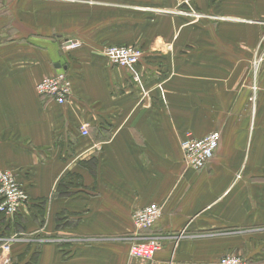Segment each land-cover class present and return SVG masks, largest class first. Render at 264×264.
Listing matches in <instances>:
<instances>
[{
  "label": "crops",
  "instance_id": "0c3cea01",
  "mask_svg": "<svg viewBox=\"0 0 264 264\" xmlns=\"http://www.w3.org/2000/svg\"><path fill=\"white\" fill-rule=\"evenodd\" d=\"M111 44L140 47L138 65H111ZM262 46L264 0H0V170L28 194L0 213V260L264 264ZM60 62L64 104L35 92ZM214 129V156L190 169L181 138ZM151 202L158 219L134 235L132 211ZM133 236L160 248L131 258Z\"/></svg>",
  "mask_w": 264,
  "mask_h": 264
},
{
  "label": "built area",
  "instance_id": "2783aa9c",
  "mask_svg": "<svg viewBox=\"0 0 264 264\" xmlns=\"http://www.w3.org/2000/svg\"><path fill=\"white\" fill-rule=\"evenodd\" d=\"M196 16V14H194ZM102 54L111 65L128 67L131 70L138 65L142 53L132 46H105L101 49ZM53 74L44 76L37 84V93L46 96L56 103L62 104L71 95L72 82L70 69L66 62L58 63ZM251 70L254 75L264 65V46L256 48L252 53ZM135 82H139L138 76H133ZM255 88V87H253ZM85 125L81 126V133L87 134ZM220 132L212 130L206 135L196 137L186 132L180 140V148L183 160L187 167L193 170L202 169L214 156L219 145ZM28 194L25 188L18 182L15 174L10 170H0V213L6 216H15L19 209L27 202ZM161 208L157 203L151 202L135 208L131 219L133 233L137 235L143 229L151 227L158 219ZM129 256L131 258L147 260L158 250V242L152 239L131 238ZM220 264H244L235 255H223ZM9 258L0 260V264H7Z\"/></svg>",
  "mask_w": 264,
  "mask_h": 264
},
{
  "label": "rangeland",
  "instance_id": "374dc122",
  "mask_svg": "<svg viewBox=\"0 0 264 264\" xmlns=\"http://www.w3.org/2000/svg\"><path fill=\"white\" fill-rule=\"evenodd\" d=\"M189 16V15H188ZM200 17H201V15H199ZM191 17V16H190ZM194 18V17H193ZM194 19H196V18H194ZM108 46H132V47H135L136 49H138L141 53H142V55H143V50L140 48V47H138V46H135V45H130V44H111V45H107V47ZM41 80V79H40ZM39 82V81H38ZM38 82L36 83V85H35V92L37 93V89H36V87H37V84H38ZM38 94V93H37ZM39 95V94H38ZM39 96H42V95H39ZM251 99H252V97H251ZM68 101V99L66 100V102ZM253 101H254V98H253ZM66 102H64V103H66ZM252 102V101H251ZM64 103H62V104H64ZM57 104H59V103H57ZM83 135H86V134H83ZM219 234H223V233H219ZM131 239L129 240V245H128V253H129V246H130V243H131ZM158 245V248H160V245H161V243H158L157 244ZM224 255H235V256H237V257H239L240 258V260L241 261H243L244 262V264H248L247 263V260H246V258L245 257H243L241 254H239V253H234V252H227V253H225ZM224 256L222 255L219 259L221 260L222 258H223ZM218 264H220V263H218Z\"/></svg>",
  "mask_w": 264,
  "mask_h": 264
},
{
  "label": "water",
  "instance_id": "95a60500",
  "mask_svg": "<svg viewBox=\"0 0 264 264\" xmlns=\"http://www.w3.org/2000/svg\"><path fill=\"white\" fill-rule=\"evenodd\" d=\"M56 66L58 67L59 65L57 64Z\"/></svg>",
  "mask_w": 264,
  "mask_h": 264
}]
</instances>
